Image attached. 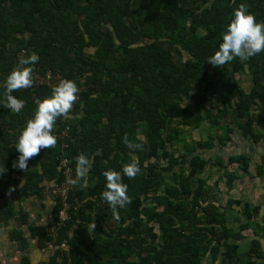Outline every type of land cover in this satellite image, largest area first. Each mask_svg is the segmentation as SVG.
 <instances>
[{"label": "trees", "instance_id": "trees-1", "mask_svg": "<svg viewBox=\"0 0 264 264\" xmlns=\"http://www.w3.org/2000/svg\"><path fill=\"white\" fill-rule=\"evenodd\" d=\"M240 3L264 21V0H0V85L21 58L37 52L32 73H61L79 86L70 114L59 117L53 129L68 127L69 138L42 148L27 170L12 166L16 137L52 87L33 83L14 90L25 101L20 113L3 106L0 87V164L7 169L0 176V223L17 221L10 239L21 251L18 264H31L24 224L37 247L53 245L45 264H264V231L239 243L240 232L225 224L209 188L195 177L209 162L199 147L214 146L215 139L226 145L236 129L253 142L263 136L255 124L264 126V112L256 118L252 109L264 105V51L220 68L206 61ZM246 69L252 75L247 89L230 77ZM220 85L226 89L221 107L209 106V93ZM224 118L231 124L221 123ZM203 121L218 131L174 155L172 124L198 127ZM80 152L91 167L70 189L67 217L58 224L62 203L51 191L64 180L60 156L68 157L74 178ZM133 160L141 171L134 178L122 174L131 203L118 209L116 220L100 195L102 172ZM234 162L249 168L243 155L228 158ZM187 164L188 176L176 173L177 165ZM150 193L152 202L145 203ZM25 194L52 198L50 222H27L29 213L17 206ZM245 209L248 219L260 214L259 207Z\"/></svg>", "mask_w": 264, "mask_h": 264}, {"label": "rangeland", "instance_id": "rangeland-1", "mask_svg": "<svg viewBox=\"0 0 264 264\" xmlns=\"http://www.w3.org/2000/svg\"><path fill=\"white\" fill-rule=\"evenodd\" d=\"M87 51L93 52L94 48H87ZM180 60L187 58L186 54L178 56ZM177 58V59H178ZM183 58V59H182ZM216 80H220L218 75L213 74ZM238 80V84L243 88H249L252 84V75L248 69L234 74H230ZM226 91L225 88L219 86V89L209 93L207 104L213 107H221V92ZM234 94H231L232 102H234ZM215 112V109L213 108ZM253 117H260L264 112V105L254 106L252 109ZM230 123V118L221 119V123ZM256 122H254L255 124ZM231 124V123H230ZM172 132L176 133L177 139L169 144V149L174 155H179L186 150V147H192L197 141L205 142L212 134L218 131L217 127H212L209 121H203L198 127L193 126H176L172 124ZM256 129L263 132L262 138L257 142H253L251 138L243 137L236 129L227 141L226 145H222L218 139H215V145L209 148L199 147L197 150L201 155L209 159V162L203 172L195 176L197 179H202L204 185L209 188V198L213 200L219 208L220 213L224 214L225 224L232 226L237 232H240L241 237L237 240L239 243H246L254 237L261 235L264 231V223L261 221V215L264 214V126L255 124ZM177 127L178 132L175 128ZM221 130H219V133ZM142 136V135H141ZM228 155H243L248 159V169H244L238 162L228 163ZM223 162V165L220 163ZM165 164L164 162H162ZM176 173H182L184 176L189 175V165L181 167L177 165ZM169 181L171 178L169 176ZM152 193L145 200V203H151ZM48 202H52L45 197ZM43 198L23 195L20 199V207L22 212L28 211L30 223L41 224L46 221L47 211L42 207ZM259 207L260 214L248 219L244 213L245 207ZM26 211H25V210ZM13 219V218H11ZM14 223V222H13ZM16 223V222H15ZM242 228V225H246ZM10 226L5 228V233L10 230ZM28 244L26 251L31 253L34 260L31 264H45L53 245H49L46 249H36V240L30 233L27 232ZM8 229V230H7ZM2 233V228H0ZM63 246V245H62ZM66 248V247H64ZM6 251V249H5ZM8 256L0 258V264H18L21 258V251L17 247L10 249ZM30 254V255H31ZM218 261V260H217Z\"/></svg>", "mask_w": 264, "mask_h": 264}, {"label": "clouds", "instance_id": "clouds-1", "mask_svg": "<svg viewBox=\"0 0 264 264\" xmlns=\"http://www.w3.org/2000/svg\"><path fill=\"white\" fill-rule=\"evenodd\" d=\"M264 51V21L257 20L256 16L248 10L245 3H240L234 10L229 23L220 33L218 47L210 54L206 61L214 67H221L236 58L246 61L252 56ZM37 52H31L18 61L4 80L3 94L5 100L3 106L13 113H20L25 101L13 95V91L28 88L33 85L32 72L39 61ZM79 86L73 79L64 78L51 88L50 95L36 101L33 115L26 121L15 141L17 159L13 167L27 170L29 159L40 152L42 148H54L57 137L53 129L59 117L68 116L74 102L78 100ZM125 144L131 145L127 136L123 138ZM140 147V145H136ZM75 177L71 179L73 185H77L81 178L88 175L91 163L87 154L78 153L75 157ZM7 171L4 164H0V176ZM141 168L137 161L133 160L122 165L121 170L107 168L102 172L105 178V186L101 191V198L112 209L113 218L119 220L118 209L125 208L131 203L128 195V184L122 179V174L134 178L140 173ZM10 186L8 193L13 191Z\"/></svg>", "mask_w": 264, "mask_h": 264}, {"label": "built area", "instance_id": "built-area-1", "mask_svg": "<svg viewBox=\"0 0 264 264\" xmlns=\"http://www.w3.org/2000/svg\"><path fill=\"white\" fill-rule=\"evenodd\" d=\"M19 54H21L19 52ZM68 78L65 75L61 73H52L50 70H48L44 75H39L37 73H32V79L34 84L39 85H49L52 87L53 85L57 84L61 79ZM69 79V78H68ZM54 134L57 138H63L68 139L69 133H68V127L65 130L61 131H54ZM67 146V142L62 143V148ZM68 157L61 155L60 156V167L62 169V174L64 175V180L62 181V184L56 185L52 191V198H58L59 201L62 203V209L59 212V221L58 224L63 223L64 220L67 217V211L70 206V203L68 201V195L69 191L72 188L73 184L71 183L72 175H73V168L69 164ZM49 232L51 235L55 236L57 234L55 230V225H52L49 228ZM63 246L66 245V243L62 244Z\"/></svg>", "mask_w": 264, "mask_h": 264}, {"label": "crops", "instance_id": "crops-1", "mask_svg": "<svg viewBox=\"0 0 264 264\" xmlns=\"http://www.w3.org/2000/svg\"><path fill=\"white\" fill-rule=\"evenodd\" d=\"M230 156H234V155H228L227 158H229ZM31 196H35V195H31ZM46 196H47V198H49L50 200L52 199V198L49 197L47 194H44V196L42 197V198H43V200H42V207H43L44 209H46V211H47V218H46V221L43 222V223H41V224H44V223L50 222V221L52 220L51 206L53 205V203H52V202H48L47 199H46V202H45V197H46ZM36 197H37V196H36ZM39 198H40V197H39ZM19 204H20V202H19ZM17 206L20 208L21 205H17ZM24 210H25V209H24ZM25 211H26V210H25ZM26 212H28V211H26ZM18 216L20 217V215H18ZM13 222H14V223H13ZM15 222H17V221H16V219L13 218V219L8 220V223H3V222L0 223V228H2V233H0V258H5L6 256H8V254H9L8 251H9L10 249H12L13 247H17V250H18V243H17L16 241H13V240L10 239V231L12 230V228L18 226V225H16ZM27 222L30 223L28 220H27ZM30 224H35V223H30ZM7 226H10L11 228H10V230H9L8 232L5 233V228H7ZM24 226H27V225L24 224V225L22 226V228H23V230H24V236L27 238V236H26V234H25V233H26V229L24 228ZM7 230H8V229H7ZM27 232L30 233L29 230H28V226H27ZM31 235H32V234H31ZM27 240H28V238H27ZM38 248H39V247H37L36 249L38 250ZM46 248H48V247H44V248H42V249H46ZM5 249H6V251H5ZM39 249H41V248H39ZM19 251H20V250H19ZM51 253H52V251H51ZM51 253H50V254H51ZM30 254H31V253H30ZM30 254H29V255H30ZM49 257H50V255L48 256L46 262L48 261ZM30 258H31V261L34 260V257H33L32 254L30 255Z\"/></svg>", "mask_w": 264, "mask_h": 264}]
</instances>
